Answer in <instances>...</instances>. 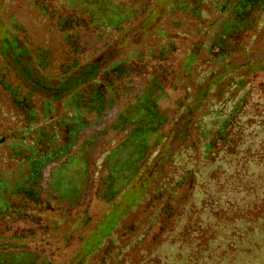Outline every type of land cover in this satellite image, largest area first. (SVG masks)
Listing matches in <instances>:
<instances>
[{
  "label": "trees",
  "instance_id": "obj_1",
  "mask_svg": "<svg viewBox=\"0 0 264 264\" xmlns=\"http://www.w3.org/2000/svg\"><path fill=\"white\" fill-rule=\"evenodd\" d=\"M63 1L27 0L60 39L61 56L53 69L57 75L43 73L60 83L88 65L102 64L107 45ZM120 1L136 17L148 3ZM263 5L264 0H172L171 11L186 16L182 34L199 36L209 29L204 53L206 62L215 64L239 48L222 51L226 40L239 34L223 30L225 16L238 11L246 26ZM174 50L170 43L159 45L129 62L111 63L97 80L75 83L70 93L63 92L70 95L65 101L70 110L65 106V115L59 116L53 103L61 99L53 102L26 92L11 80L0 54V93L6 105L0 108L5 121L0 125V162L9 169L7 176L15 177L10 201L4 198L6 181L0 180V262L11 256L22 264H53L79 241L65 225L76 218L84 224L88 204H66L55 197L47 187L51 172L77 153L86 151L96 161L117 149L126 138L128 105L144 88L154 98L168 90L180 92L171 85L177 80ZM36 53L44 71L43 55ZM251 79L236 77L217 105L206 106L196 119L193 157H185L153 189L134 226H122L121 246L102 250L90 264H264V83L251 86ZM154 112L153 119L170 118ZM97 182L104 185L106 177Z\"/></svg>",
  "mask_w": 264,
  "mask_h": 264
},
{
  "label": "rangeland",
  "instance_id": "obj_2",
  "mask_svg": "<svg viewBox=\"0 0 264 264\" xmlns=\"http://www.w3.org/2000/svg\"><path fill=\"white\" fill-rule=\"evenodd\" d=\"M63 4L85 20L97 39H106L107 45L102 64L88 65L60 83L43 76V73L57 75L58 71L53 69L61 56L58 34L39 19L27 0H0V54L13 75L11 80L38 97L53 102L61 99L53 103L56 115H65L64 108L69 107L65 101L75 83L83 85L97 80L111 63L129 62L137 54L168 43L175 48L173 62L177 75L171 85L180 90H168L154 98L150 88H144L142 95L128 105L125 115L128 130L117 149L96 161L90 160L86 151H80L51 172L47 187L55 197L72 205L83 201L89 209V219L84 224L82 218L67 221V233L75 232L79 241L64 249L53 264H90L102 250L121 246L118 234L122 226L128 222L134 226L153 189L185 157H193L196 119L206 106L219 103L228 83L236 77L252 78L251 86L264 83V5L254 12L246 26L238 11L225 16L223 30L232 29L239 34L226 40L222 51L238 44L239 48L226 52L222 61L213 64L206 62L209 58L204 53L210 39L209 29L199 36L188 31L182 34L186 16L171 11L172 0H148L144 13L138 17L120 0H64ZM174 22L178 26L174 27ZM36 49L43 55L40 63H45L44 71L39 67V53L34 55ZM65 90L68 93L63 95ZM0 108L6 109L1 93ZM154 110L166 112L169 120L159 116L153 119ZM1 124L5 121L0 116ZM8 171L1 163L0 180L6 181L4 198L10 201L9 186L15 177L7 176ZM104 176L106 183L99 186L97 179ZM0 263L22 264V261L9 256Z\"/></svg>",
  "mask_w": 264,
  "mask_h": 264
}]
</instances>
